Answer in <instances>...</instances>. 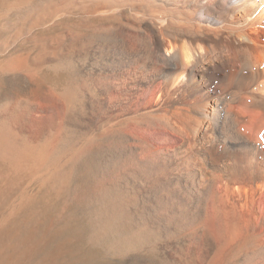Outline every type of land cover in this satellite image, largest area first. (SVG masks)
Instances as JSON below:
<instances>
[{"label":"bare ground","instance_id":"6f19581e","mask_svg":"<svg viewBox=\"0 0 264 264\" xmlns=\"http://www.w3.org/2000/svg\"><path fill=\"white\" fill-rule=\"evenodd\" d=\"M30 5L10 1V10L24 9L11 39L31 50L8 56L1 70L43 73L61 87L52 105L24 110L27 122L32 112L42 118L37 146L6 127L15 107L0 114V162L39 176L60 200L92 172L83 228L91 249L109 257L264 264V0ZM74 16L84 26L124 16L132 31L106 23L81 33L68 27ZM49 22L64 32L35 31Z\"/></svg>","mask_w":264,"mask_h":264},{"label":"rangeland","instance_id":"374dc122","mask_svg":"<svg viewBox=\"0 0 264 264\" xmlns=\"http://www.w3.org/2000/svg\"><path fill=\"white\" fill-rule=\"evenodd\" d=\"M10 1L0 0V70L1 63L8 56L13 55L15 52L31 50L29 43L13 42L11 39L12 32L17 31L21 28L20 25H23L22 15H24V9L10 10ZM43 1L45 0H27L29 5L31 4L30 7H34ZM6 5L9 7L7 8ZM118 17L106 21L99 18H97L98 20L92 19L89 24L84 26V22L79 20L78 16H74L71 18L72 20L68 21V27L73 28L74 31L88 33L91 25L97 26L107 23L112 24L120 31H132L125 24L124 16ZM72 21L75 24H72ZM49 23L46 24L48 26L36 28L35 31H47L48 35H59L64 32L60 26H54L53 22ZM43 34L46 33L43 32ZM67 50L73 54L75 47L69 45ZM59 87L61 85H54V82L44 78L43 73L32 79L20 74L0 71V114L5 115L9 109L11 110V107L16 108L15 117L11 119L6 127L10 130L12 128L11 131L15 132L18 135L17 137H20V142L37 146L45 139L46 135L42 128L43 123L40 115L37 112H32L30 118L33 121L27 122L24 118V110L27 106L43 108L48 104L52 105L50 92L58 90ZM92 174V172H87L83 178L81 177L78 180V186L73 189L71 194L60 200L48 192L45 183L39 176L29 178L24 173L20 175L15 173L6 163L0 162V226H6L5 232L1 235V242L5 247H2L0 253V264H145L146 255L132 254L126 257H109L101 249H91L87 232L83 227L88 222L86 215L89 199L87 198L93 197L92 193L95 184H97L95 182L97 179ZM23 194L25 195L23 196ZM27 194L30 196L28 197ZM25 200L27 202H24ZM78 211L79 213H77ZM73 212L78 215V219L76 217L74 222L66 218ZM30 252H33L34 255Z\"/></svg>","mask_w":264,"mask_h":264},{"label":"water","instance_id":"95a60500","mask_svg":"<svg viewBox=\"0 0 264 264\" xmlns=\"http://www.w3.org/2000/svg\"><path fill=\"white\" fill-rule=\"evenodd\" d=\"M39 264H42V263H39Z\"/></svg>","mask_w":264,"mask_h":264}]
</instances>
